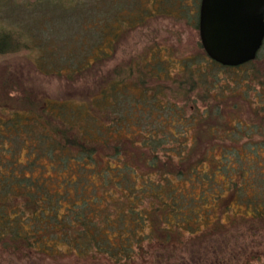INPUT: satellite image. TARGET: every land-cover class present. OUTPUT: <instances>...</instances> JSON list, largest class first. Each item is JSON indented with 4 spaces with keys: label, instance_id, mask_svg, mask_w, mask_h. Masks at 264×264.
<instances>
[{
    "label": "trees",
    "instance_id": "obj_1",
    "mask_svg": "<svg viewBox=\"0 0 264 264\" xmlns=\"http://www.w3.org/2000/svg\"><path fill=\"white\" fill-rule=\"evenodd\" d=\"M139 13L130 17L134 25L143 19ZM3 34L0 53L11 45ZM86 42L89 54L99 58L102 49ZM260 52L264 41L253 61L229 67L201 51L174 61L182 67L181 76L169 81L186 100L194 89L202 91L199 97L204 95L206 103L218 105L228 94L240 101L254 96L256 106L249 108L264 125V68L256 66L264 59ZM51 59L59 63L54 64L58 73L91 65L71 51ZM168 66L161 60L129 64L121 76L93 82L80 99L39 100L37 111L18 107L16 96L0 95L4 248L54 256L63 246L75 257L103 254L120 262L125 255L131 258L146 236L191 231L207 202L232 200L248 208V216L264 217V141L252 140L257 127L240 118L221 125L218 117L238 116L232 113L235 103L222 110L169 98L160 76ZM223 73L227 80L221 79ZM212 116L218 120L215 127L209 123ZM223 126L234 139L219 135ZM211 128L214 139L204 135Z\"/></svg>",
    "mask_w": 264,
    "mask_h": 264
},
{
    "label": "rangeland",
    "instance_id": "obj_2",
    "mask_svg": "<svg viewBox=\"0 0 264 264\" xmlns=\"http://www.w3.org/2000/svg\"><path fill=\"white\" fill-rule=\"evenodd\" d=\"M199 3L200 0H0V34L5 33L11 41L9 48L0 53V95L16 96L20 98L18 107L37 111L41 99L62 100L70 96L80 99L95 82L121 76L122 69L129 64L161 60L170 69L160 75L165 85L168 84L169 98L172 94L179 103L192 101L199 108L218 105L214 101L206 103L204 95L200 98L199 89L189 92L186 100L169 81L172 75L178 79L181 76L182 67L174 61L197 57L204 51L196 27ZM134 13L143 16L140 25L130 20ZM125 16L129 19L124 21ZM88 39L91 45L96 43L102 49L99 58L93 53L96 49L93 55L89 54ZM148 48H151L149 52ZM70 51L75 52L76 59L86 57L85 63L91 65L72 74L68 73V66L60 73L55 72L54 64L59 63L51 56H67ZM259 65L264 68V59L256 63ZM221 76L227 80L226 73ZM258 88V85L250 86V89ZM254 102V96L240 101L228 94L218 107L225 110L224 106L235 103L238 107L231 112L238 116L218 119L222 120L221 125H233L238 118L250 122L257 127L252 140L264 141V125L254 119L249 108L256 106ZM212 113L216 115L214 107ZM188 115L190 112L186 111ZM215 117H211L210 126L215 127L218 122ZM224 130H227L225 126L219 135L234 139L235 135L227 136ZM214 134L213 129L204 131L211 139ZM250 213L242 203L232 200L223 205L207 202L200 209V217L191 223V231L165 232L159 239L146 236L134 254L129 255L131 258L125 255L120 262L103 254L75 257L63 246L54 256H47L26 249L9 250L0 244V264H264V217L248 216Z\"/></svg>",
    "mask_w": 264,
    "mask_h": 264
},
{
    "label": "water",
    "instance_id": "obj_3",
    "mask_svg": "<svg viewBox=\"0 0 264 264\" xmlns=\"http://www.w3.org/2000/svg\"><path fill=\"white\" fill-rule=\"evenodd\" d=\"M198 31L211 60L229 67L253 61L264 41V0H200Z\"/></svg>",
    "mask_w": 264,
    "mask_h": 264
}]
</instances>
